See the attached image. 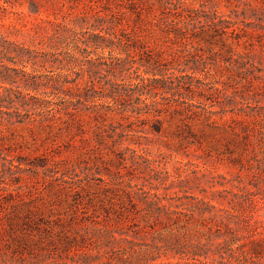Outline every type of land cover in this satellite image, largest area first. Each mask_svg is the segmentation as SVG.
<instances>
[{
    "label": "rangeland",
    "instance_id": "rangeland-1",
    "mask_svg": "<svg viewBox=\"0 0 264 264\" xmlns=\"http://www.w3.org/2000/svg\"><path fill=\"white\" fill-rule=\"evenodd\" d=\"M30 1L20 0L0 19V34L14 43L10 53H0V86L8 88L3 99L5 106L10 107L4 110L13 116L18 110L23 112L21 104L27 97L21 92H25L27 84L37 82L40 97H45L44 92H56V85L70 87L67 93L71 94L75 89L69 82L78 78L82 90L89 81L88 58L108 63L117 56V48L108 47V43L104 51L91 43L89 48L79 43L75 51L73 40L83 42L85 36L63 33L62 39L50 25L66 16V24L75 32L81 31L72 25L74 19L65 6L51 0H32L40 10L36 14L29 10ZM182 1L191 9H211L229 16L227 0ZM85 28L88 26L83 25L82 31H87ZM255 31H251V39L256 44ZM75 52L82 55L81 59L67 65L69 55ZM137 74H133V79L140 78ZM248 74L259 78L253 83L262 84L264 89L263 64H257ZM97 78L99 91L109 84L136 89L127 76L115 77L101 70ZM250 90L245 82L237 98L241 101L240 97H244L246 101L233 105L236 113L241 108L251 113L248 106L253 108L255 94ZM58 95L52 100L53 106H61L62 97L71 99L65 93ZM74 105L82 114L81 119L64 116L50 127L25 123L0 138V264H18L29 256L47 258L45 264H61L66 259L60 257L66 258L72 249L88 253L97 248L108 250V240L103 242L97 230L117 227L119 218L130 209L126 192L141 187L172 197L174 193L181 194L182 185L188 196L209 201L215 208L206 207L204 215L196 213L192 225L204 231L213 247L220 245L222 251L226 249L231 233L226 226L225 210H231L233 194L242 200L239 196L243 189L250 188L246 172L239 170L237 162H245L249 151L240 136L229 128L235 114H214L215 123L205 117L166 115L159 118L160 132L156 133L149 131L151 121L139 122L134 118L114 117L95 126L81 111L87 107ZM259 105L264 106V98ZM130 150H136L140 157ZM242 206L235 205L236 213H241L249 223L264 220V204L255 212ZM23 220L32 227L25 226ZM58 220L64 224L62 228L53 225ZM241 235L244 233L240 230Z\"/></svg>",
    "mask_w": 264,
    "mask_h": 264
},
{
    "label": "trees",
    "instance_id": "trees-1",
    "mask_svg": "<svg viewBox=\"0 0 264 264\" xmlns=\"http://www.w3.org/2000/svg\"><path fill=\"white\" fill-rule=\"evenodd\" d=\"M51 1L65 6L67 14L74 19L72 25L81 29L75 32L66 24V16H62L61 21L50 22L54 32L62 39L63 33L85 36L83 42L77 38L73 40L75 51L79 43H84L86 48L91 43L103 51L108 43V47L117 48V56L108 63L88 58L89 81L82 90L78 78L69 82L75 89L71 94L67 93L70 87L56 85V92H41L45 97H40L37 82L27 84L26 93L21 92L27 97L21 104L23 112L18 110L14 116L4 110L10 109L3 99L8 88L1 85L0 138L7 136L13 127L25 123L50 127L53 121H61L64 116L81 119L82 114L74 105L78 104L87 107L81 111L95 126L114 117L134 118L139 122L151 121L149 131L156 133L160 132L159 118L162 116L205 117L215 123L214 114L229 112L237 116H231L230 131L240 136L249 151L245 162L241 159L237 162L239 170L246 172L250 188L243 189L239 196L242 200L233 194L231 210H225L231 238L226 241L224 251L220 245L213 247L204 231L192 225L196 213L204 215L206 207L215 208L209 201L188 196L182 185H179L181 194L174 193L172 197L141 187L126 192L130 209L119 218L117 227L97 230L103 242L108 240V250L97 248L88 253L72 249L66 258L60 257L66 259L61 264H264V220L249 223L235 210V205H244L255 212L264 204V106L259 105L264 89L262 84L253 83L259 78L248 74L257 64L264 65V0H227V18L216 10L188 8L182 0ZM18 2L20 0H0V19ZM28 5L30 12H40L36 2L31 0ZM83 25L88 26L85 32ZM251 31H255L256 44L251 39ZM0 42L3 43H0V53H10L14 43L3 34H0ZM241 47L242 50L238 49ZM81 57L75 52L69 55V60L61 61L68 65ZM101 70L115 77L117 74L127 76L136 89H121L109 84L99 91L97 74ZM133 74L140 78L133 79ZM245 82L255 94L254 106H248L251 113L242 108L236 113L233 105L246 101L244 97H240L241 101L237 98ZM59 93L71 99L62 97L61 106H53L52 100L59 98ZM214 106L220 110H208ZM231 106L227 110L226 107ZM130 151L140 157L136 150ZM23 222L32 227L28 221ZM53 225L64 226L59 220ZM240 230L244 235L239 236ZM240 239L245 242H239ZM45 259L23 257L18 264H45Z\"/></svg>",
    "mask_w": 264,
    "mask_h": 264
}]
</instances>
